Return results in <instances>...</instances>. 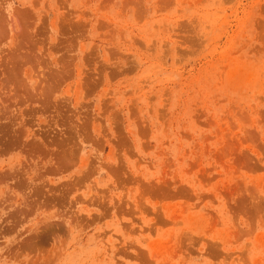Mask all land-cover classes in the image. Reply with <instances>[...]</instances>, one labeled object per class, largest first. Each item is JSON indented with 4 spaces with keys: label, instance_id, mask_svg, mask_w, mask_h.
Returning <instances> with one entry per match:
<instances>
[{
    "label": "rangeland",
    "instance_id": "1",
    "mask_svg": "<svg viewBox=\"0 0 264 264\" xmlns=\"http://www.w3.org/2000/svg\"><path fill=\"white\" fill-rule=\"evenodd\" d=\"M0 264H264V0H0Z\"/></svg>",
    "mask_w": 264,
    "mask_h": 264
}]
</instances>
